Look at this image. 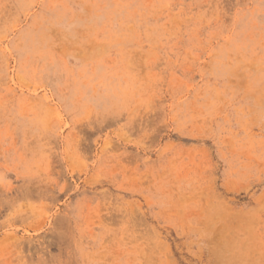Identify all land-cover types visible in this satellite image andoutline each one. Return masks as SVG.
<instances>
[{
  "label": "rangeland",
  "instance_id": "1",
  "mask_svg": "<svg viewBox=\"0 0 264 264\" xmlns=\"http://www.w3.org/2000/svg\"><path fill=\"white\" fill-rule=\"evenodd\" d=\"M0 264H264V0H0Z\"/></svg>",
  "mask_w": 264,
  "mask_h": 264
}]
</instances>
